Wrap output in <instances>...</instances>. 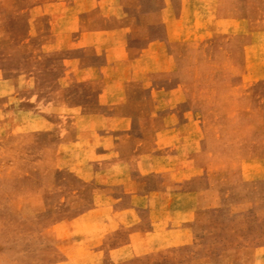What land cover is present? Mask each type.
<instances>
[{
    "label": "crops",
    "instance_id": "obj_1",
    "mask_svg": "<svg viewBox=\"0 0 264 264\" xmlns=\"http://www.w3.org/2000/svg\"><path fill=\"white\" fill-rule=\"evenodd\" d=\"M235 1L52 0V38L40 47L64 50L66 71L50 98L35 99V107L52 115L55 160L82 141L100 157L79 172L89 199L78 189L63 194L56 183L35 190L37 209L74 212H50V220L36 231L34 246L20 251H50L45 264H81L92 251L117 256L173 250L191 243L199 212L249 213V198L226 201L239 184L253 180L242 163L251 156L223 169L215 156L204 153L206 125L197 115L198 91L176 71L204 45L218 53L226 49L228 63L229 45L215 37L248 30L245 17L233 11ZM59 33H65V42ZM75 85L87 90L83 100H74L76 92L70 90L65 100L58 99L56 93ZM259 141L264 143V137ZM255 158L259 167L253 182L260 184L264 152ZM44 190L58 198H46ZM40 219L34 218L36 223ZM109 224H114L113 242H108ZM218 228L225 230L224 222ZM222 251L244 253L246 263L253 264L256 247L240 244Z\"/></svg>",
    "mask_w": 264,
    "mask_h": 264
},
{
    "label": "rangeland",
    "instance_id": "obj_2",
    "mask_svg": "<svg viewBox=\"0 0 264 264\" xmlns=\"http://www.w3.org/2000/svg\"><path fill=\"white\" fill-rule=\"evenodd\" d=\"M51 2L0 0V264H45L52 258L50 251L20 250L34 246L36 231L50 220V212L74 211L37 209L33 202L37 188L56 183L63 194L78 189L83 199L90 198L79 172L92 168L98 154L82 141L66 148L64 158L55 160L57 129L52 130V115L35 107V99L50 98L66 71L64 50L40 47L52 38ZM233 11L245 17L248 30L228 38L215 37L228 43V63L226 49L218 53L204 45L193 49L189 62L177 64L176 71L187 75V87L198 91L197 115L206 125L204 153L215 156L214 162L223 169L234 168L240 157L251 156L242 163L254 180L259 167L255 157L264 152V143L259 141L264 137V0H236ZM64 36L59 33L58 39L65 42ZM67 90L75 91L73 97L78 101L87 92L82 85L63 88L56 93L59 100L67 98ZM110 140L109 136L102 143L101 154ZM253 180L239 184L226 201L249 198V213L236 216L225 209L197 213L188 245L131 254L122 251L117 256L115 251H92L81 264H248L244 253L222 251L240 244L255 246L253 264H264V182ZM44 194L48 199L58 198V193L49 190ZM36 216L43 219L36 223ZM223 222L226 229L220 230ZM107 226L108 242H113L114 224ZM230 228H235L234 234Z\"/></svg>",
    "mask_w": 264,
    "mask_h": 264
}]
</instances>
